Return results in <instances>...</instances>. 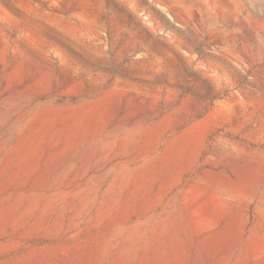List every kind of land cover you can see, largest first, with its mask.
<instances>
[{"label":"rangeland","instance_id":"rangeland-1","mask_svg":"<svg viewBox=\"0 0 264 264\" xmlns=\"http://www.w3.org/2000/svg\"><path fill=\"white\" fill-rule=\"evenodd\" d=\"M0 264H264V0H0Z\"/></svg>","mask_w":264,"mask_h":264}]
</instances>
